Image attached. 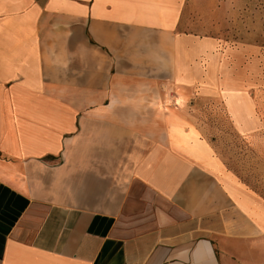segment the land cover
Here are the masks:
<instances>
[{
	"label": "crops",
	"instance_id": "1",
	"mask_svg": "<svg viewBox=\"0 0 264 264\" xmlns=\"http://www.w3.org/2000/svg\"><path fill=\"white\" fill-rule=\"evenodd\" d=\"M206 2L0 0V264L258 263L264 199L207 133L261 104L244 50L181 30Z\"/></svg>",
	"mask_w": 264,
	"mask_h": 264
},
{
	"label": "rangeland",
	"instance_id": "2",
	"mask_svg": "<svg viewBox=\"0 0 264 264\" xmlns=\"http://www.w3.org/2000/svg\"><path fill=\"white\" fill-rule=\"evenodd\" d=\"M205 6L193 4L186 14V22L181 30L199 32L225 42L227 46L244 50V66L250 65L249 74L254 80L253 91L261 104L264 123V0H207ZM252 48L255 54L248 56ZM248 59L250 64H248ZM219 121L215 116H206L202 122L215 126ZM208 138L216 139V150L227 163V167L237 173L241 182L264 199V127L255 136L237 137L230 130L209 132ZM257 264H264V238L257 242ZM242 262V261H241Z\"/></svg>",
	"mask_w": 264,
	"mask_h": 264
}]
</instances>
